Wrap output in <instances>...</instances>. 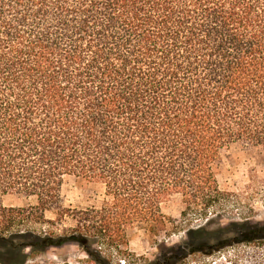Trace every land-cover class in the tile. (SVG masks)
I'll return each instance as SVG.
<instances>
[{
    "label": "trees",
    "instance_id": "1",
    "mask_svg": "<svg viewBox=\"0 0 264 264\" xmlns=\"http://www.w3.org/2000/svg\"><path fill=\"white\" fill-rule=\"evenodd\" d=\"M236 144L264 152V0H0V256L76 245L112 264L129 231L166 232L175 195L182 218H222L217 171ZM67 177L100 185L101 203L63 208ZM10 194L37 205L5 208ZM239 228L188 230L187 254L145 264L264 249V225Z\"/></svg>",
    "mask_w": 264,
    "mask_h": 264
},
{
    "label": "rangeland",
    "instance_id": "2",
    "mask_svg": "<svg viewBox=\"0 0 264 264\" xmlns=\"http://www.w3.org/2000/svg\"><path fill=\"white\" fill-rule=\"evenodd\" d=\"M217 182L222 192L231 195L229 203L217 212L222 218L214 215L209 222H204L195 213L182 218L181 198L178 195L172 196L161 205V211L174 223L168 225L165 233L156 237L139 228L129 231L127 253L113 258L112 264H145L162 260L164 255L176 254L181 249L187 254L186 248L191 242L186 234L188 230L204 228L205 233L210 234L209 240L213 242L217 236L235 238L242 231L239 226L243 224L264 225V152L260 148L236 144L225 149L217 171ZM60 198L63 208L85 210L101 203L103 190L98 184L67 177L63 180ZM1 202L5 208L18 209L37 205L35 197L21 194L5 195ZM54 216L53 212L45 213L48 220L54 219ZM65 225L68 222L63 226L30 224L24 228L36 232H58ZM229 225L234 226L221 235L216 234ZM174 227L178 228L177 231H174ZM15 258L0 256V264H8L13 260L20 264H94L76 245L50 248L36 256L26 251L24 260ZM180 264H264V249L233 245L208 257L201 254L187 255Z\"/></svg>",
    "mask_w": 264,
    "mask_h": 264
}]
</instances>
